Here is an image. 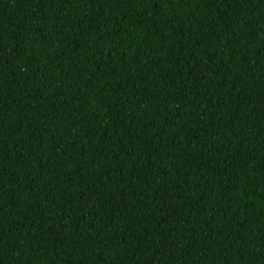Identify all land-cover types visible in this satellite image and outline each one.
Returning a JSON list of instances; mask_svg holds the SVG:
<instances>
[{"label":"trees","instance_id":"obj_1","mask_svg":"<svg viewBox=\"0 0 264 264\" xmlns=\"http://www.w3.org/2000/svg\"><path fill=\"white\" fill-rule=\"evenodd\" d=\"M0 264H264V0H0Z\"/></svg>","mask_w":264,"mask_h":264}]
</instances>
